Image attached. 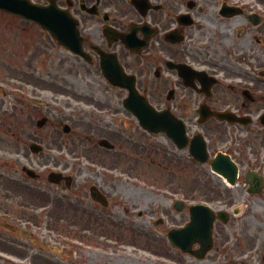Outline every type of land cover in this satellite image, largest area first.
<instances>
[{"label": "flooded vegetation", "instance_id": "af4514ba", "mask_svg": "<svg viewBox=\"0 0 264 264\" xmlns=\"http://www.w3.org/2000/svg\"><path fill=\"white\" fill-rule=\"evenodd\" d=\"M56 1L77 19L86 53L71 54V67L93 66L96 76L88 70L86 77L112 86L100 71L101 59L111 68L117 60L158 109L183 122L188 143L201 134L214 154L221 151L241 162L244 145H264L258 118L264 112V0ZM129 31L139 41L134 50L124 38ZM181 151L192 159L187 148ZM0 164V264H15L5 263L4 256L23 260L20 264H55L42 254L54 245L38 241L28 228L22 232L18 212L41 207L52 228L53 210L69 208L65 182H46L45 173L31 179L14 163ZM105 188L111 192L113 184ZM67 219L61 216V222Z\"/></svg>", "mask_w": 264, "mask_h": 264}, {"label": "rangeland", "instance_id": "374dc122", "mask_svg": "<svg viewBox=\"0 0 264 264\" xmlns=\"http://www.w3.org/2000/svg\"><path fill=\"white\" fill-rule=\"evenodd\" d=\"M24 28H26V30H24ZM8 29H12V30L14 29V30L9 31ZM0 30L1 31L4 30L3 32L6 33L5 39L6 41H10L8 43L9 45H13V43L14 45H20L19 48L11 47V49L13 50H21L24 42L29 41L28 38L31 36V33L35 34L34 42H36L35 44L36 48L34 47L33 50L36 53V56L32 59L31 66L28 63H26L27 62L26 59L24 60V58H22L23 54L19 53L18 56L13 57L12 54L9 52L4 53L6 56H12V59L15 61L16 66H20L18 68L31 71V74H29V73H25L24 70H22L21 75L22 76L27 75L25 76V82H27L26 84L20 81H17V83L12 84L15 86H19L18 91L22 92L23 94L21 95L22 101L17 102L18 104L17 106L18 108L16 109L17 115L10 117L13 120L10 122V125L20 126L19 128H21V134H20L21 135V138H20L21 148L20 149H21L22 162H26V160H23L25 157L29 159L31 158L32 159L31 162H34V163H28V162L27 163L36 166L35 163L37 162V160L44 161L46 160L45 158H47L48 155L50 157L58 156L57 152L61 148L63 151L68 152V154L65 155L64 157L67 158L71 163L74 162L71 165V170L74 173H77L76 171L77 157L76 156L77 154H79V149L77 145V136H76L77 134L75 133L72 136L73 138H71V136H66V135L60 136L62 137V139L67 140V144L63 143L60 139L59 147L52 148L53 139L55 138V136H59L58 132L53 128L52 125L43 126V128L38 129V130L36 129V126H35V121L37 118H40L41 116H48L52 120V124L53 122L56 123L57 121H59V122L69 123L76 130H78V127H79V124L75 118L80 117L81 114L78 113L74 115L79 110H75V109L72 110L73 116L70 117V115H68L69 110L65 106L66 102H64V99L65 98L67 99V97L63 96L62 93H59L61 92V90L59 89L57 84H47L44 81V80H47L46 77L49 75L48 73L52 72V70L61 71L62 68H60V66L57 63H54L55 58L57 57V54L60 53L59 52L60 49L53 44L48 33L42 31L38 26L26 25L24 22H22V20H19L17 18L0 15ZM16 30L18 31L24 30V31L22 34L19 33L14 36V33L16 32ZM5 72L8 73V72H13V71L6 68ZM7 83H8V79H7ZM34 83L37 86H34L33 85ZM48 86H49L48 90H40V88L48 87ZM34 88H36V94L34 95L35 97L33 98L31 96L32 95L31 89L34 90ZM109 94L107 96L113 99L112 98L113 95L111 93ZM55 97H58L57 101L55 100ZM73 102L75 101L73 100ZM80 105L84 107V109L86 108L85 105H82V104ZM121 118L134 123L133 119L125 118L123 116ZM73 123H75V125H73ZM7 138L8 136L5 135L3 136V138L0 139V145H2V147H5V149L7 148V143L9 140ZM34 139L36 141L38 140V142H40L44 146L43 153L38 154V155H32L29 153L27 144L25 143H28L29 141H32ZM149 139L151 140L150 143H152L153 145L150 147H147L145 154L147 152H152L151 156H155L157 155V152L155 149L159 142L160 136L150 137ZM73 150H75L74 154H73ZM132 161L133 160H131L130 162ZM137 165L138 167L135 169V166L133 164V168H134L133 174H135L136 171H141L145 169L147 166L146 162H139V164ZM124 167L125 166L118 165L116 166L117 170H113V171L119 173L122 169H124ZM243 167H247V164L242 165V168ZM147 169L150 175V179L147 178V174L142 179L146 182L148 181V183L151 184L153 183L154 174L156 173L158 174V169L156 166H150V165L147 166ZM157 178H160L162 180V184H164V180L162 176H159L158 174ZM212 179H214L215 181ZM212 179H211V176H206L205 174H199L197 183H196V188L199 191H206L210 189L212 190L213 188H216L215 183H219V181L215 178H212ZM133 181L135 184L134 187L139 185L141 186V188H143V189L133 188V191H134L133 197H138L140 196V194L142 196H145L144 197L145 205L150 204L151 205L150 207L152 210L158 211L155 208V206L160 205L161 197H156V196L147 194V192L144 191V188L145 189L147 188L146 186L147 184H145L144 182H136L135 178H133ZM169 185L166 184L164 187L169 188ZM220 185L222 189L225 187L222 183ZM161 187H163V185ZM157 188H159V185L155 184V187L152 186L149 188V190L158 192L161 189H163V188H159V189ZM138 190H143L144 194L138 192ZM230 190L236 201L234 203L243 202V204L245 205L244 212H242V214L239 217H237L236 221L234 222L236 231H239L240 228L245 227V230H244V233H246L245 244H244L245 247L243 246L245 248V253L242 256L245 258H248L250 254H253V256L251 257L255 261H253L252 263L253 264L258 263L257 256H260V255H257V250L259 249L258 254H261V255L264 254V192L260 196L247 194V192L245 191L246 189L243 186L242 182H240L238 186L234 187L233 190L232 188ZM140 209L143 211V215L138 217V215H136V211ZM133 213H134V217L132 218L133 219L135 218V222L133 220V224L135 223L139 225V223H141L143 225L142 228L144 229L147 228V224H143V223L153 218V216L158 215V213L149 214L146 208L143 210L140 207H134ZM140 219L142 220L139 221ZM133 229L138 230L136 228H133ZM149 229L151 230L152 233H155L154 231H152L151 228ZM244 233L237 235V236L240 237ZM232 241L233 239L230 240V242ZM150 258H151L150 261L152 262L156 261L154 260L155 259L154 257H150ZM185 262L186 264H193V261L190 259L186 260ZM197 264H210V263L209 261L206 262V260L204 259V261H199L197 262Z\"/></svg>", "mask_w": 264, "mask_h": 264}, {"label": "water", "instance_id": "95a60500", "mask_svg": "<svg viewBox=\"0 0 264 264\" xmlns=\"http://www.w3.org/2000/svg\"><path fill=\"white\" fill-rule=\"evenodd\" d=\"M0 6L11 10V12H18L29 19L41 23L44 27L49 28L55 36L61 39L65 36L64 30L72 29L68 17L60 13L54 6L32 7L28 3L16 0H5Z\"/></svg>", "mask_w": 264, "mask_h": 264}]
</instances>
